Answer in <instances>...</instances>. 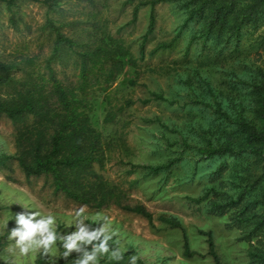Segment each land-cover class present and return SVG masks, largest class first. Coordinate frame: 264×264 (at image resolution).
Here are the masks:
<instances>
[{
	"label": "rangeland",
	"instance_id": "374dc122",
	"mask_svg": "<svg viewBox=\"0 0 264 264\" xmlns=\"http://www.w3.org/2000/svg\"><path fill=\"white\" fill-rule=\"evenodd\" d=\"M95 1L105 19L104 28L123 38L138 64V70L134 72L125 62L106 90L94 87L87 93L91 125L109 144L104 152L103 166L98 169L95 165V168L109 181L121 183L129 203L144 205L153 216L149 222L139 214L116 206L100 209L87 206L89 219L85 222L93 223L89 227L99 226V222L91 219L97 213L107 216L112 220V226L118 229L121 246L126 249L120 261H113L105 254L99 259V264H128L131 253L138 257L136 264H214L207 253V236L204 233L207 231L213 237L223 264H249L248 243L241 238L240 231L229 226L227 214L216 215L208 211L206 198H201L204 193L202 182L216 164H210L208 158L214 157H208L209 153L202 150L224 142L225 120L218 118L210 106L193 101L198 98L215 102L217 88L225 86L224 82H230L228 73L231 69L239 76L233 87L239 94H245L246 89L238 86L242 85L238 80L245 79L247 75L245 65L239 60L237 66H231V61L221 66H218L220 63L200 66L198 62L204 56L200 52L202 40H191L192 22L183 27L169 48L150 53L158 42L169 41L183 26L187 15L176 2L154 6L153 29L145 36L149 5L139 7L132 19V9L138 0ZM85 11L81 0H58L54 10L48 12L45 5L37 0H13L10 4L7 0H0V60L16 63L31 57L42 68L51 53L54 39L53 33L45 26L46 17L50 16L55 24L77 22L62 26L61 31L82 42L90 30L85 21ZM252 29L251 26L248 30ZM263 30L264 16L253 32L256 34ZM244 39L242 37L241 41ZM78 49L64 48L62 60L52 61L51 65L59 76L63 72L71 75L76 71L74 50ZM249 59H253V66L264 68V52L259 55L253 48ZM200 72L210 81L211 93L206 91L204 80H199ZM20 74L15 72V76ZM7 91L0 88V92ZM217 98L223 100L224 97L218 95ZM242 103H247L245 98ZM109 113L113 114V119L105 122L104 117ZM244 113L248 114V110ZM14 135L12 123L0 117V155L15 153ZM216 158L253 157L245 152L238 157ZM171 160L174 162L169 168L157 173L141 167L167 164ZM8 164L10 169L0 165V217L8 215L9 211L15 215L36 209L56 215L57 228L62 234L72 231L71 227L64 228V225L71 219V213L84 204L56 192L46 176L25 178L16 160L11 159ZM191 197L201 199L191 200ZM21 204L34 209H24ZM160 216L179 220L194 255L183 254V232L169 227L159 220ZM15 226L14 220L8 221V229ZM6 243L10 242L0 238V247ZM87 247L91 250V245ZM115 247L110 241L109 249ZM82 253L83 250H73L66 259L46 254L43 264H70V260ZM38 258L39 252L32 260L20 258L17 264H37Z\"/></svg>",
	"mask_w": 264,
	"mask_h": 264
},
{
	"label": "trees",
	"instance_id": "16d2710c",
	"mask_svg": "<svg viewBox=\"0 0 264 264\" xmlns=\"http://www.w3.org/2000/svg\"><path fill=\"white\" fill-rule=\"evenodd\" d=\"M37 1L44 4L48 12L54 10L58 0ZM81 1L90 28L85 41L78 42L61 31L62 26L77 22L55 24L47 16L45 26L53 33L54 39L51 53L42 68L31 57L16 63L0 60V88L9 90L0 92V117L12 123L16 149L14 154H1L0 165L10 169L8 161L14 159L25 178L46 176L56 192L76 202L94 209L116 206L151 222L152 213L144 205L129 203L121 183L109 181L95 168V165L98 169L103 166L104 152L109 144L91 125L87 93L94 87L106 90L125 62L134 72H137L138 64L123 38L104 28L105 19L98 3L95 0ZM7 2L10 4L13 0ZM162 2L178 3L187 16L178 32L169 41L158 42L150 53L169 48L183 27L192 22L191 40H202L200 52L204 56L198 62L200 66L218 63L221 66L229 61L231 66H237L240 60L246 67L244 72L248 77L238 80L242 84L238 86L246 89L245 94H239L233 87L239 76L231 69L228 73L230 82L217 88V96L224 97L223 100L217 96L214 104L198 98L193 100L210 106L218 118L225 120L223 131L227 139L216 147L202 150L209 153L208 157H214L208 158L210 164H216L202 182L204 193L201 198H206L208 211L216 215L227 214L229 226L240 231L241 238L248 243V263L264 264V68L253 66V59H249L253 48L259 55L264 52V30L253 32L264 16V0H138L132 9V19L139 7L150 6L145 36L153 29L154 6ZM242 37H245L244 42ZM74 47H79L74 50L76 71L71 75L63 72L59 76L51 65L52 61L62 60L64 48ZM17 71L21 72L20 76H15ZM199 80H204L206 91L211 93V83L201 72ZM244 98L246 104L242 103ZM245 110L248 114L244 113ZM112 119L110 113L104 117L105 122ZM245 152L253 158H216L238 157ZM173 162L141 167L157 173L169 168ZM196 199L191 197V200ZM159 220L169 227L181 229L183 254H195L179 220L163 216ZM204 233L208 255L214 264H223L211 233ZM45 257L46 254L43 257L39 254L37 264H43Z\"/></svg>",
	"mask_w": 264,
	"mask_h": 264
},
{
	"label": "clouds",
	"instance_id": "9594fccd",
	"mask_svg": "<svg viewBox=\"0 0 264 264\" xmlns=\"http://www.w3.org/2000/svg\"><path fill=\"white\" fill-rule=\"evenodd\" d=\"M21 205L24 209H34ZM87 219V206H79L64 225V228L73 230L62 234L57 228V216L51 212L44 214L35 209L13 215L9 211L8 215L0 217V238L10 242L0 247V264H17L20 258L32 260L37 252L42 257L49 254L66 259L73 250H83V253L74 258L72 264H99V259L105 254L113 261H120L126 249L121 246L118 229L112 226V220L97 213L91 219L99 222V226L90 228L93 223H86ZM9 220H14L16 226L8 229ZM110 241L116 245L111 250ZM88 245H91V250H88ZM137 259L135 254H129L128 264H136Z\"/></svg>",
	"mask_w": 264,
	"mask_h": 264
}]
</instances>
